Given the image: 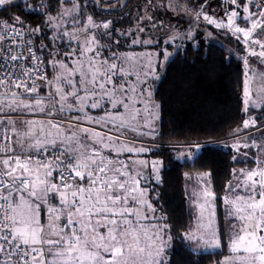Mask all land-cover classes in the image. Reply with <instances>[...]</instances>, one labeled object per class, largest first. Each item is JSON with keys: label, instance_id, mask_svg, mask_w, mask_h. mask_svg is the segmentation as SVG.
<instances>
[{"label": "snow or ice", "instance_id": "1", "mask_svg": "<svg viewBox=\"0 0 264 264\" xmlns=\"http://www.w3.org/2000/svg\"><path fill=\"white\" fill-rule=\"evenodd\" d=\"M13 6L42 20L32 27L18 14L0 18V264H169L170 226L149 198L150 184L162 183L163 160L132 159L152 153L143 138L159 134L152 82L180 52L168 46L194 39L205 22L242 42L243 111L264 113V70L250 64L254 57L264 69V0H228L222 14L209 0H146L143 7L170 12L178 23L146 12L125 32L113 20L97 22L82 0H0V10ZM161 31L167 39L144 38ZM114 35L155 51L122 52ZM230 135L232 160L243 155L255 167L231 170L219 197L223 231L212 174H200L195 224L181 238L207 250L226 234L232 255L219 264H264V117L249 115ZM221 146L189 143L177 159Z\"/></svg>", "mask_w": 264, "mask_h": 264}, {"label": "trees", "instance_id": "2", "mask_svg": "<svg viewBox=\"0 0 264 264\" xmlns=\"http://www.w3.org/2000/svg\"><path fill=\"white\" fill-rule=\"evenodd\" d=\"M187 1L183 0L184 3ZM82 2L86 3L85 11L98 20L101 18L100 22L107 18L113 20L115 29L119 30L120 27L117 26L133 19L132 7H129L128 11L124 8L117 12H104L99 11L100 8L93 0ZM97 2H101L102 8L121 6V0H96ZM29 3L36 4L37 0H29ZM214 5L209 2L210 9L215 10ZM9 14L20 15L32 27L40 25L42 20L39 14H26L20 7L0 10V18L9 19ZM187 21L188 17L179 21V31L188 26ZM203 28L195 33L194 39H176L173 47L175 50L177 45L180 46L179 54L173 56L172 62L164 70L159 71V79L152 84L153 99L160 107L157 123L159 134L155 135L157 146L150 155L163 160L164 166L160 171L162 183H151L150 187H155L156 190L150 192L149 196L170 226L173 241L169 248V264H214L228 254L226 234L222 238L220 248L212 252H195L187 241L181 238V234L186 232L195 216L188 205L190 198L185 189V173L192 174L190 177L197 180L200 174L211 172V188L218 197L217 223L223 231L224 211L219 197L225 195V185L232 176L231 170L242 165L241 162L232 160L234 150L227 146L206 150L198 159L185 162L177 159L173 149L175 146L187 145L194 141L211 140L221 144L233 138L230 134L244 121L240 101L242 93L239 87V77L242 73L232 65L236 56L234 49L228 50L210 42L203 35ZM114 38L120 41L123 39L115 35ZM227 39L232 41L230 36H227ZM121 47L125 48L126 45L121 43ZM45 57L47 59V54ZM48 74L51 75V69H48ZM256 113L257 116L264 117V113L259 109Z\"/></svg>", "mask_w": 264, "mask_h": 264}, {"label": "rangeland", "instance_id": "3", "mask_svg": "<svg viewBox=\"0 0 264 264\" xmlns=\"http://www.w3.org/2000/svg\"><path fill=\"white\" fill-rule=\"evenodd\" d=\"M124 0H122L121 2H123ZM185 1V0H184ZM154 2H156V3H159L160 2V0H154ZM180 2L181 3H184L183 2V0H180ZM188 2V1H187ZM125 3H126V5L127 6H124L125 5ZM123 5H121L120 7H118L117 5H111V6H113V7H116V8H118L117 10H115V11H104V12H117V11H121V10H123L124 8H126V11H128V9H129V7H132V17H133V19L132 20H129V21H125L124 23H123V25L122 26H117V27H120L119 28V30L120 31H122V32H125V31H128V30H130V29H132V30H134L135 28H136V24H137V21H136V17H137V9H136V0H127V2H125ZM210 3H213V4H215L213 7L214 8H216V4H218L219 2L217 1V0H210ZM97 4H99V11H102V7L101 6H103L102 4H101V2H97ZM145 4H143L142 6H144ZM226 7H228V6H225L224 8H226ZM120 8V9H119ZM85 10H87V8L85 7ZM149 11H150V9H149ZM160 11V13H156L157 15H156V17L157 18H159V19H163V20H165V21H170V23L172 24V25H176L177 23H178V21H177V19L175 18V17H173L172 16V14L169 12V13H164V11H163V9H160L159 10ZM216 12L218 13V14H222L221 13V10L219 11V10H216ZM89 15H92L91 13H89ZM158 15H160V16H158ZM168 18V19H167ZM94 19L95 20H98L96 17H94ZM110 18H107V19H105V20H109ZM100 20H101V18H100ZM100 20H98L97 22H100ZM116 27V26H115ZM116 27V28H117ZM201 27H204L203 29H204V36L210 41V42H214V43H217V44H219V45H221V46H223V47H225L226 49H228V50H232V49H234V52H235V54H236V56H235V58L233 59V61L237 58V52H236V49H235V47H234V44H233V40H232V37L230 36V35H227L226 33H225V31H223V30H219V29H215L214 27H212V26H209V25H207L205 22H202L201 23ZM200 27V28H201ZM188 31V26L184 29V30H181V31H179V32H181V33H184V32H187ZM194 35H195V33H194ZM148 36H153V38H155V39H159L161 36H163V38L164 39H167L168 37L167 36H164L163 35V32L161 31L158 35H155V34H153V33H151V32H148L145 36H144V38H148ZM227 36H230V38H231V40L232 41H230V40H228L227 39ZM132 38H135V37H132ZM184 37L183 36H180L179 37V41L180 40H182ZM122 42V45H126V47L124 48H122V47H120V51H122V52H129V53H136V54H140V53H144V52H153V51H155V49L154 48H152V47H150V46H140V45H136V46H130V39H126V38H123L122 40H121ZM175 42H176V40L174 41V44H175ZM174 44L173 45H171V46H168V51L169 52H173V50H174ZM161 47H164V45L162 44L161 45ZM153 59H155V57H153ZM254 61V62H253ZM253 61H250V64H251V66L253 67V68H256V69H261V67H260V65H259V63L258 62H256V58L255 59H253ZM242 70L240 71V73H242V75L244 74V71H245V67L244 68H241ZM158 75H160V73L158 72ZM152 84H153V82H152ZM259 85H258V83H254L253 85H252V88H253V90L255 91V89L258 87ZM153 87V86H152ZM242 90V89H241ZM153 91V90H152ZM243 92V91H242ZM40 95H45V92H42ZM153 101L156 103V101L153 99ZM240 101H241V104H242V107H243V109H244V107H245V104H244V97H243V93H242V96L240 97ZM157 104V103H156ZM153 111L158 115L159 114V112H158V109H153ZM256 111H257V109H250L249 110V113H245L244 111H243V113H244V120L245 119H248V116L249 115H252V116H255V113H256ZM255 112V113H254ZM256 116H257V113H256ZM28 118H36V119H39V117H33V116H30V117H28ZM157 123H158V120H156V128H157ZM255 134V133H254ZM255 135H257L258 136V134H255ZM155 137L154 138H149V137H144L143 138V142L145 143V145H148V144H151L152 146H153V149L157 146V142L155 141ZM140 141H138V143H139ZM196 142H198V141H194V142H191L192 144H194V143H196ZM233 143H235V140L233 139V138H230V139H227V140H225V141H223V143H221L220 145H222L223 147H226L228 144H233ZM188 145V144H187ZM186 145H182V146H175L173 149H174V151H175V154H176V156L177 157H180L181 156V154L183 153V152H185V151H187V148L185 147ZM242 151V153L244 152V151H247V150H245V149H242L241 150ZM253 152L255 151L254 149L252 150ZM235 153V152H234ZM151 153H149V154H147V155H141V156H139V157H137V156H135V155H133L132 156V159H147V160H149V161H151V160H153V159H159V158H157V157H154V156H151L150 155ZM249 157H251V152L249 153ZM180 161H182V162H185V161H191V160H185V159H179ZM237 162H241L242 163V165H240V166H236L234 169H242V168H252V167H255V164L253 163V161H252V159L251 158H245V157H243V155H241V157H240V159L239 160H236ZM145 174H148L147 172H145ZM160 174V173H159ZM189 175L188 176H185V189H186V191H187V193H188V195H189V198H190V200H189V203H188V205H189V208H190V210L194 213V215L196 214V212H197V207H196V205L195 204H192L191 202L192 201H194L195 199H196V196H194L193 195V193H200V191H201V179H200V177H198V179L197 180H194V177H190V176H192V174H190V173H188ZM149 198H150V200H151V202L153 203V206L157 209V212H156V216L157 217H160V216H163L164 217V215H163V213L161 212V210L159 209V207L154 203V200L149 196ZM222 210L224 211V205L222 204ZM161 223H163V222H165V221H160ZM195 224V216H194V220H193V222L188 226V228H187V230L190 228V227H192L193 225ZM186 230V231H187ZM225 230V229H224ZM169 234H170V232H169ZM171 235V234H170ZM227 236V235H226ZM227 238V237H226ZM187 241V240H186ZM187 243H188V245H189V243L190 242H188L187 241ZM191 244L194 246V244H195V242L193 241V242H191ZM228 244V243H227ZM170 248V247H169ZM169 248L167 249V259H168V261H169ZM192 249H193V247H191ZM220 247H218V248H211V249H207V250H194L195 252H212V251H216L217 249H219ZM227 250H228V254L227 255H225L219 262H222V261H224L225 260V258L226 257H230L232 254L230 253V251H229V247L227 246ZM219 262H217V263H214V264H219Z\"/></svg>", "mask_w": 264, "mask_h": 264}, {"label": "built area", "instance_id": "4", "mask_svg": "<svg viewBox=\"0 0 264 264\" xmlns=\"http://www.w3.org/2000/svg\"><path fill=\"white\" fill-rule=\"evenodd\" d=\"M219 3L216 4V10H221L222 7L224 8L225 6H228V0H217ZM210 2V0H209ZM184 4H187V2H185ZM3 19V18H2ZM7 20V19H5ZM241 26H243V23L241 22ZM220 30V29H219ZM224 31V30H223ZM232 40H233V44H234V47L236 49V52L238 53L237 54V58L232 62V65L234 68L238 69V70H242L241 68H244L245 65L243 63V57L245 55L244 51H243V44L242 42H237V40L235 38L232 37ZM253 59H255L254 57L250 59V61H253ZM254 62V61H253ZM0 91H3V90H0ZM43 96V95H41Z\"/></svg>", "mask_w": 264, "mask_h": 264}, {"label": "flooded vegetation", "instance_id": "5", "mask_svg": "<svg viewBox=\"0 0 264 264\" xmlns=\"http://www.w3.org/2000/svg\"><path fill=\"white\" fill-rule=\"evenodd\" d=\"M122 1V0H121ZM130 1V0H129ZM125 2H127V0H125ZM146 3V0H136V9H137V16L143 15L144 13H148L149 15H152L153 13H155V15H157L156 13H160V11H157L155 9H149L143 7L142 5ZM160 16V15H158ZM168 19V18H167ZM168 21V20H167Z\"/></svg>", "mask_w": 264, "mask_h": 264}, {"label": "crops", "instance_id": "6", "mask_svg": "<svg viewBox=\"0 0 264 264\" xmlns=\"http://www.w3.org/2000/svg\"><path fill=\"white\" fill-rule=\"evenodd\" d=\"M257 70L260 71V70H264V69H257ZM242 80H243V75L241 74V76L239 77V87L242 89V90H241V93H243V92H242V91H243ZM39 118H40V117H39ZM195 200H196V199H195ZM195 200L192 201L191 203L196 205Z\"/></svg>", "mask_w": 264, "mask_h": 264}, {"label": "water", "instance_id": "7", "mask_svg": "<svg viewBox=\"0 0 264 264\" xmlns=\"http://www.w3.org/2000/svg\"><path fill=\"white\" fill-rule=\"evenodd\" d=\"M124 3H125V0H124L123 2H121V5H123ZM102 9H111L110 11H115V10H117L118 8L111 6V7H103ZM119 9H120V8H119Z\"/></svg>", "mask_w": 264, "mask_h": 264}]
</instances>
